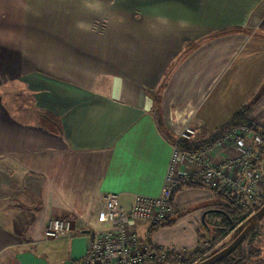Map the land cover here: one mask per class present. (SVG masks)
Masks as SVG:
<instances>
[{
	"label": "crops",
	"instance_id": "1",
	"mask_svg": "<svg viewBox=\"0 0 264 264\" xmlns=\"http://www.w3.org/2000/svg\"><path fill=\"white\" fill-rule=\"evenodd\" d=\"M244 106L264 135V0H0V264H78L110 228L104 195L157 197L173 145L156 112L176 139ZM234 157L231 139L204 155L227 170ZM173 206L151 234L135 223L140 243L192 251L221 198L203 185ZM55 218L73 239L44 241Z\"/></svg>",
	"mask_w": 264,
	"mask_h": 264
},
{
	"label": "built area",
	"instance_id": "2",
	"mask_svg": "<svg viewBox=\"0 0 264 264\" xmlns=\"http://www.w3.org/2000/svg\"><path fill=\"white\" fill-rule=\"evenodd\" d=\"M200 133L184 125L177 133V141L192 142ZM233 141L235 157L229 160L230 169L215 166L204 155L212 150L207 147L197 154H187L173 145L172 157L160 194L157 197L135 195L132 204L124 209L117 194L103 197V208L97 213L101 223L110 228L89 233L90 247L78 264H150L162 262L170 250L156 248L138 241L134 225L145 221L158 227L172 219L173 193L182 179L190 178L180 172L186 163H194L198 169L194 178L212 189L230 197L238 206L256 205L264 197V137L248 127L231 130L214 146L224 148L228 140ZM76 235L74 221L68 218L50 220L43 232L46 242L73 239Z\"/></svg>",
	"mask_w": 264,
	"mask_h": 264
},
{
	"label": "trees",
	"instance_id": "3",
	"mask_svg": "<svg viewBox=\"0 0 264 264\" xmlns=\"http://www.w3.org/2000/svg\"><path fill=\"white\" fill-rule=\"evenodd\" d=\"M167 76L168 75H166L162 85L160 86V90L165 86ZM154 98L156 99L157 104L159 102L158 93L154 95ZM250 110V106L242 107L229 119L228 122H226L220 129H218L214 133L208 135L206 139L205 137H202L192 142H182L177 141V139H175V141H170V139H168L166 136L165 137L172 143V145H176L179 150L191 155L197 154L204 148L216 144L217 142L221 141L231 130L240 127H248L255 133H258L262 137H264V135H262L256 130L255 125L248 120V114ZM155 117L156 122L159 126L157 112ZM200 186L203 185L199 183L194 177L186 179L184 178L181 180L180 185L175 189L173 193V198L179 191L183 189L197 188ZM212 191L216 196H219V198H221V209H219L218 216L221 217L222 221L219 225L215 226L214 228L207 229L213 235L209 247L203 250L197 247L192 251L184 252L182 253L180 259L177 258L176 254L170 253L167 254L164 261H155L150 264H197L198 262L203 261L205 259V256L206 258H208L214 254H210L211 246H215L221 239L225 238L230 232L233 231L235 232V238L241 232V229H238V227L243 222H245L248 217H250L253 213L257 212L264 205V197L256 205L238 206L236 201L224 195L219 190L212 189ZM171 223L172 220H169L163 225H160L158 227H152L150 230V234L153 232L154 229L170 225ZM147 245L151 246L149 243H147ZM215 264H264V250L262 251L259 248H250L249 251H244L242 249L241 244L231 255L227 256L226 258Z\"/></svg>",
	"mask_w": 264,
	"mask_h": 264
},
{
	"label": "rangeland",
	"instance_id": "4",
	"mask_svg": "<svg viewBox=\"0 0 264 264\" xmlns=\"http://www.w3.org/2000/svg\"><path fill=\"white\" fill-rule=\"evenodd\" d=\"M157 116H158L159 127H160L162 133L164 134V136H166L168 139H170V141H175V137H176L175 134H173V132H171L165 126L164 121L162 120L161 115L159 114V111L157 113ZM181 129L182 128H180L178 130V132ZM202 137H205V139H206L207 135L205 133L204 134L202 133L200 138H202ZM173 209H174V206H173ZM220 209H221V207H220ZM174 214H175V211H174ZM221 221H222V219L219 216L208 217V220L206 221V223L208 225V229H212L215 226L219 225L221 223ZM212 236L213 235L211 232H209L207 229H205V227L201 226L200 232H198V246L197 247H199L202 250L207 249L209 247V244L211 243ZM234 236H235V232L234 231L230 232L225 238L221 239L215 246H211L210 254H213V253L215 254L216 252H219L220 250L225 248L233 240ZM250 248H259L262 251L264 250V218L259 222V224L252 231V233L242 243V249L244 251H249ZM170 251H172V250H170ZM184 252H187V251H184ZM184 252L172 251L170 253L176 254L177 258L180 259V257L182 256V253H184ZM204 258L206 259V256Z\"/></svg>",
	"mask_w": 264,
	"mask_h": 264
},
{
	"label": "water",
	"instance_id": "5",
	"mask_svg": "<svg viewBox=\"0 0 264 264\" xmlns=\"http://www.w3.org/2000/svg\"><path fill=\"white\" fill-rule=\"evenodd\" d=\"M263 218L264 205L238 227V229H241V232L225 248L197 264H215L231 255L244 242V240Z\"/></svg>",
	"mask_w": 264,
	"mask_h": 264
}]
</instances>
